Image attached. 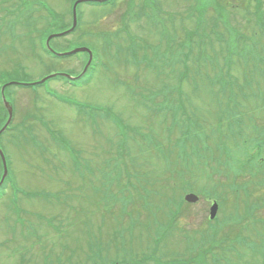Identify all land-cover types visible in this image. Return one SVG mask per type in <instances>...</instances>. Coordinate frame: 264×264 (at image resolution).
<instances>
[{
	"label": "rangeland",
	"instance_id": "374dc122",
	"mask_svg": "<svg viewBox=\"0 0 264 264\" xmlns=\"http://www.w3.org/2000/svg\"><path fill=\"white\" fill-rule=\"evenodd\" d=\"M12 2L9 6L17 16L7 18L0 26V90L4 85L6 100L13 107L11 122L0 133L7 165V185L0 187V264H88L100 243L106 245L108 254L122 243L143 254L150 251L153 242H161L154 259L165 261L180 255L189 264H216L204 251L210 243L219 245L227 238L234 240L225 245L231 250L232 264H260L262 243L240 240L244 235L261 238L258 236L264 228L247 226L237 207L244 208L249 195L255 203L262 200L255 188L262 174L246 152L264 127V0H252L249 5L234 0H156L162 8L161 16L149 20L143 12L151 5L139 8L118 1L113 6L79 3L76 29L51 40L52 46L65 52L75 47L93 51L95 65L83 77L85 82L78 85L66 83L61 77L31 85L53 73L76 75L86 66L88 55L79 52L52 57L26 38L31 29H43L47 20L51 33L70 28L69 0ZM40 3H46L54 15L50 17L38 7ZM139 9L141 15L136 19L134 12ZM198 15L202 22L196 30ZM218 15H226L235 31L229 37L231 56L226 47L220 52L217 43L205 44L212 37L229 40L221 25L214 29L210 19L205 22ZM252 42L261 51L253 49ZM190 52L188 77L181 85L184 104H179L180 115L171 121L170 111L166 116L165 105L158 103L163 94L154 97L153 106L146 90L156 91L168 84L169 74L160 64L166 60L184 71ZM228 61L232 83L218 74V66ZM9 81L27 85L7 86ZM171 83L175 91L177 85ZM173 95L172 100L177 97L176 92ZM92 101L139 127L114 130L112 124L117 126L119 120L106 110L87 108ZM231 108L243 114L240 126L245 135H237L238 147L227 135L224 138L234 152L231 160L224 155L230 165L228 182L223 176L217 179L215 156L223 129L218 118ZM6 114L1 100L0 129ZM96 120L100 128L94 126ZM226 131L229 133L230 127ZM244 138L246 143L242 142ZM155 139L161 145L150 147L155 146ZM227 146L223 148L229 149ZM246 146L248 150H244ZM107 151L118 156L121 165L109 159ZM167 151H171L170 160H160ZM142 170L147 175H138ZM110 184L112 190L121 184L131 193H156L150 204L158 206L144 208L141 200L133 204L135 196L130 206L124 205V197L107 204L104 195ZM185 189L199 196L197 202L179 203L188 192L184 193ZM214 196H219L222 216L208 221ZM167 199L168 206L173 203L175 207L169 217V208L164 206ZM65 209L78 219L76 225L58 218H64ZM252 213L261 221L264 205ZM82 218L91 226L99 223L91 227L93 231L97 228L96 234L86 222H79ZM104 220L113 223L107 231ZM164 224L169 226L168 233ZM128 227L134 236H130ZM102 253L101 258L106 257L107 253Z\"/></svg>",
	"mask_w": 264,
	"mask_h": 264
},
{
	"label": "flooded vegetation",
	"instance_id": "af4514ba",
	"mask_svg": "<svg viewBox=\"0 0 264 264\" xmlns=\"http://www.w3.org/2000/svg\"><path fill=\"white\" fill-rule=\"evenodd\" d=\"M125 2L124 4H129V5H134L137 4L138 7L140 8V6L142 4H150V3H154L156 0H115V2ZM230 3V0H228ZM236 3H238L239 1H241L242 4H251L252 0H234ZM258 2V1H257ZM256 2V3H257ZM140 14H137L136 16L139 17ZM264 228V227H263ZM264 235V231L262 232Z\"/></svg>",
	"mask_w": 264,
	"mask_h": 264
},
{
	"label": "water",
	"instance_id": "95a60500",
	"mask_svg": "<svg viewBox=\"0 0 264 264\" xmlns=\"http://www.w3.org/2000/svg\"><path fill=\"white\" fill-rule=\"evenodd\" d=\"M79 1H80V0H79ZM74 25H75V11H74V9H73V25H72V27L70 28V30L73 29V26H74ZM81 50H82V51H83V50H87V51L89 52V54H90V51H89L88 49H86V48H76V49L72 50V51L69 52V53H74V52L81 51ZM6 106H7L8 110H9V115H10V113H11L10 106H8L7 104H6ZM186 199H187V200H190V201H194V200L196 199V196H194L193 194H189V195L186 196ZM215 211H216V205L213 204L212 207H211V209H210V218H212V217L214 216Z\"/></svg>",
	"mask_w": 264,
	"mask_h": 264
},
{
	"label": "trees",
	"instance_id": "16d2710c",
	"mask_svg": "<svg viewBox=\"0 0 264 264\" xmlns=\"http://www.w3.org/2000/svg\"><path fill=\"white\" fill-rule=\"evenodd\" d=\"M253 43V42H252ZM6 180V179H5ZM5 180H4V182H5Z\"/></svg>",
	"mask_w": 264,
	"mask_h": 264
}]
</instances>
